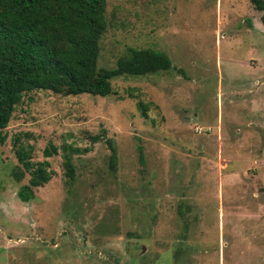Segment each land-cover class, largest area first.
<instances>
[{
    "label": "rangeland",
    "instance_id": "obj_1",
    "mask_svg": "<svg viewBox=\"0 0 264 264\" xmlns=\"http://www.w3.org/2000/svg\"><path fill=\"white\" fill-rule=\"evenodd\" d=\"M259 15L248 0H106L97 66L128 47L170 66L103 96L21 94L0 129V264H264ZM18 146L50 172L26 201Z\"/></svg>",
    "mask_w": 264,
    "mask_h": 264
},
{
    "label": "trees",
    "instance_id": "obj_2",
    "mask_svg": "<svg viewBox=\"0 0 264 264\" xmlns=\"http://www.w3.org/2000/svg\"><path fill=\"white\" fill-rule=\"evenodd\" d=\"M106 0H0V129L6 127L15 104L23 92L48 90L62 96L88 93L106 95L110 80L119 75H142L167 70L168 57L151 48L128 47L113 68L97 66L98 41L105 29ZM260 12L264 30V0H248ZM141 116L147 104L137 101ZM110 151L113 168L115 151ZM44 149V154L55 149ZM27 147L16 150L18 161L30 173L27 183L17 191L22 201L32 196L50 177L47 162L35 166L27 161ZM65 175L73 178L68 157L63 158ZM22 172H13L18 179Z\"/></svg>",
    "mask_w": 264,
    "mask_h": 264
}]
</instances>
